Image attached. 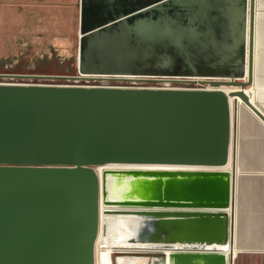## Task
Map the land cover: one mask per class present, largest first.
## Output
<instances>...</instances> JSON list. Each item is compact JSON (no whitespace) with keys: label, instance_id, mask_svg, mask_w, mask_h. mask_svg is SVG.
Wrapping results in <instances>:
<instances>
[{"label":"water","instance_id":"obj_1","mask_svg":"<svg viewBox=\"0 0 264 264\" xmlns=\"http://www.w3.org/2000/svg\"><path fill=\"white\" fill-rule=\"evenodd\" d=\"M246 5L226 8L216 56L198 43H206L204 32L187 27L192 16L180 15L208 0H158L117 21L82 26L78 36L77 73L137 74L152 60L164 68L177 63L170 44L180 52L196 46L180 54L190 70L215 56L210 67L218 62L233 72L209 83L238 91L0 84V264H95L100 226L103 239L115 230L122 243L108 252L110 264H227L234 162L220 168L235 143L229 97L239 96L264 124L243 91L252 82L254 0L247 78L238 80ZM107 165L122 167L97 172Z\"/></svg>","mask_w":264,"mask_h":264},{"label":"rangeland","instance_id":"obj_2","mask_svg":"<svg viewBox=\"0 0 264 264\" xmlns=\"http://www.w3.org/2000/svg\"><path fill=\"white\" fill-rule=\"evenodd\" d=\"M85 0H0V73H7L8 75H18L17 78H27L20 76H40V75H64V76H75L77 75L76 60L78 52V36L83 33V3ZM158 0H146L143 5L131 9H124L120 12H114L113 15L109 16L105 20L95 21L93 19L87 20L84 25V29H91L95 26H101L108 21H117L122 15L129 16L130 12L138 10L144 5L154 3ZM218 0H208V6L201 8V10L194 12L193 9L198 8V6L187 7L180 11V15L183 17L192 16L193 25L187 26L183 24L184 27L187 26L190 31H203L206 35L205 39L199 40L198 43L203 44L207 51H211L216 56L217 52H221L218 47V42L223 40L222 31H226V25L228 24L226 11L227 7L241 8L243 6V0H230L225 2H217ZM257 2L258 15L256 17L255 29H256V46L258 47V52L261 47L264 46V8ZM225 3V4H223ZM231 5V6H230ZM79 6L81 14L79 17ZM172 6V5H170ZM173 7V6H172ZM209 7V8H208ZM246 12L248 18V0L246 5ZM211 9V10H210ZM177 12L175 7L168 10V13L172 15ZM236 20L240 17V13H236ZM130 21V20H129ZM181 21V20H180ZM214 21V22H213ZM179 22H177L178 24ZM198 27V28H197ZM187 28V29H188ZM195 28V30H194ZM247 19L246 28L247 32ZM240 30V20L236 24V34ZM246 32H245V46H244V61L242 65V71L244 76V68L247 58V48H246ZM184 38H182L183 40ZM185 42V40H183ZM228 42V41H227ZM141 44H139V47ZM196 47V46H195ZM195 47H186L182 51L196 52ZM155 48L159 50V46L155 45ZM168 55L176 64L166 66L164 68L157 67L152 60L146 65H143V70L139 71L137 74H115V75H100L106 78H93L87 83L90 84H108L111 87L121 88H131V87H147V88H166L160 87L163 83L159 79H176V78H186L191 80L206 79L214 77L212 75H218L222 73H228L229 70L233 72V67H230L228 71H223L220 67H226L225 65L214 63V68L217 71H212L214 68H210V63L215 59V56L209 59L208 62H202L200 65L193 64L196 71L192 72L187 66L184 57H180L183 54L177 49L176 45L170 44L167 47ZM225 49V48H224ZM257 52V53H258ZM259 56V53H258ZM257 58V54H256ZM208 63V64H207ZM148 65V66H147ZM198 67V68H197ZM194 69V70H195ZM237 69V67H236ZM174 74V75H173ZM94 75V74H93ZM241 75V74H240ZM240 76L239 78H243ZM3 78L8 76H2ZM12 77V76H9ZM135 77H146L145 79H136ZM238 78V79H239ZM1 79V78H0ZM34 82L38 81L33 79ZM42 83L49 84H62L67 83L62 78L54 80H41ZM178 82V81H169ZM6 82L0 81V84ZM84 83V82H82ZM183 83V82H179ZM172 83V87L169 89H208L204 82H185L187 84ZM184 86V87H182ZM109 87V86H105ZM188 87V88H186ZM194 87V88H193ZM168 88V87H167ZM230 102V100H229ZM233 107L230 103V113L231 122L233 123ZM245 110L242 108V113ZM241 113V114H242ZM240 124V123H239ZM239 137V134H238ZM240 140V139H239ZM100 168V167H99ZM251 169H264V167H255ZM98 171V169H97ZM241 171L244 174L249 172ZM250 174V173H249ZM243 180H240V194H239V205L237 213L240 214L239 222L237 219V241L243 234V230L246 228L248 223H253L250 220L251 216L247 214L252 210H259L257 205L251 206L252 195L250 183L245 186ZM239 186V182H238ZM248 193V194H246ZM241 201L244 203V208L248 209V213L244 215L242 213L243 206ZM238 204V202H237ZM245 212V211H244ZM238 217V218H239ZM244 220H246L244 222ZM241 234V235H240ZM100 235V230L97 235L95 243V261L96 252L98 250L97 243ZM236 246L239 250L238 255L242 252L248 250V248H241L238 243ZM256 254V255H255ZM258 252L253 253V258L250 264H262L259 263V258L257 256ZM238 257V256H237ZM237 259V258H236ZM235 259V260H236ZM236 264V262H235Z\"/></svg>","mask_w":264,"mask_h":264},{"label":"crops","instance_id":"obj_3","mask_svg":"<svg viewBox=\"0 0 264 264\" xmlns=\"http://www.w3.org/2000/svg\"><path fill=\"white\" fill-rule=\"evenodd\" d=\"M258 4L264 8V0H258ZM255 47L254 80L256 89H259L256 92V96L258 105L264 110V46L261 47L260 44L259 52L257 49L259 46L257 47L255 44ZM239 133V166L240 169L250 174H244L239 177L238 205L240 203V180L245 178L243 181L245 186L250 183L249 187L252 189L251 195L253 198L251 199L252 202H250L251 206L255 204L259 210L254 209L249 212L247 208H244V203L241 201V205L244 208L242 213L246 215L249 212L247 218L251 216L250 220L253 223H248L243 230V234H240L242 237L238 239L237 243L241 248H248V250L240 253L235 262L236 264H250L253 253L258 252L257 256L260 257L259 263L264 264V169L262 171L251 169L264 167V127L251 114L244 111L241 114ZM239 216L240 214L238 213ZM239 219L241 218H238V222Z\"/></svg>","mask_w":264,"mask_h":264},{"label":"bare ground","instance_id":"obj_4","mask_svg":"<svg viewBox=\"0 0 264 264\" xmlns=\"http://www.w3.org/2000/svg\"><path fill=\"white\" fill-rule=\"evenodd\" d=\"M257 2L254 0V16H253V52H252V82L243 87V91L249 98V101L251 104H253L258 110H260L264 114V110L258 105L257 103V96L256 92L259 89H256L255 85V80H254V68H255V44H256V29H255V23H256V17L258 15L257 11ZM247 28H248V18H247ZM248 34V29L246 32V36ZM246 48L248 51V46H247V39H246ZM247 58H246V63H245V68H244V76L243 78H239L238 80H243L246 81L247 78ZM80 77L83 78H106L105 76H96V74H80ZM137 79H145L146 77H135ZM147 79V78H146ZM225 78L221 77H210L206 79H199V80H191V79H186V78H176V79H159L164 81V85L168 84L169 81H178V82H204L206 86H209L208 89H220L225 93L228 92H233V91H238L241 90V87L239 85H219L215 87L214 85H211L209 81L211 80H224ZM228 80V79H225ZM236 80V79H235ZM122 87V86H120ZM164 87V86H163ZM167 88V87H166ZM168 88H174V87H168ZM230 103H232V107L234 109L232 117H233V123L232 126H235V143L232 141L231 144V152L229 153V160L227 164L224 167H221L220 169L222 170H227L229 171L230 169L233 168V162H234V179H233V207H232V212H233V234H232V241H231V246L225 249L224 253L226 254L227 257V264H235V259L238 256V248L236 246V241H237V219H238V182H239V177L244 175V173L241 171L240 166H239V157L238 155L240 154L239 152V138H240V122H241V113H242V108L245 110V112H248L251 114L253 118H255L263 127L264 124L262 121H260L255 114L247 107L245 102L239 97V96H232L229 97ZM232 127V128H233ZM239 134V137H238ZM234 146V149H233ZM241 147V146H240ZM234 156V158H233ZM122 166H116V165H107L105 167H100L98 171H101L103 168H121ZM97 171V172H98ZM103 215H101V220H103ZM102 222V221H101ZM108 238L110 239H103V231L102 227L100 226V235L97 243V252H96V261L95 264H110L109 263V258H108V252L111 250H120L122 243L118 240V233L115 230H110L107 233ZM96 243V242H95ZM121 260V259H118Z\"/></svg>","mask_w":264,"mask_h":264},{"label":"flooded vegetation","instance_id":"obj_5","mask_svg":"<svg viewBox=\"0 0 264 264\" xmlns=\"http://www.w3.org/2000/svg\"><path fill=\"white\" fill-rule=\"evenodd\" d=\"M146 0H85L83 3V27L87 20L93 19L95 21L105 20L114 12H120L124 9H131L143 5ZM81 14L79 6V16ZM226 67H220L223 71H228ZM198 68V67H197ZM209 69H212L211 67ZM218 70V69H217ZM215 68L212 71H217Z\"/></svg>","mask_w":264,"mask_h":264},{"label":"built area","instance_id":"obj_6","mask_svg":"<svg viewBox=\"0 0 264 264\" xmlns=\"http://www.w3.org/2000/svg\"><path fill=\"white\" fill-rule=\"evenodd\" d=\"M4 76H8V77H2L0 76V81H4L6 83L4 84H24V85H28V84H39V85H61V86H109L111 87L112 85H108V84H90L87 83L89 80L87 79H92V78H83L80 77L79 73H77V75L75 76H65L64 78H62L63 80H65L67 83H62V84H49V83H42L40 82L41 80H54V79H58V78H50V77H46L45 75H40V76H20V77H27V78H17L16 76L18 75H8L7 73H2ZM12 76V77H9ZM33 79L38 80L36 82L33 81ZM84 82V83H82ZM172 83H179V82H170L166 85H164V83L162 82L160 87H172ZM3 84V83H2ZM179 84H187L185 82L183 83H179ZM184 87V86H182ZM188 88V87H186ZM194 88V87H193Z\"/></svg>","mask_w":264,"mask_h":264}]
</instances>
